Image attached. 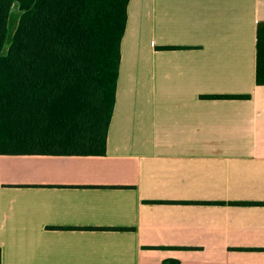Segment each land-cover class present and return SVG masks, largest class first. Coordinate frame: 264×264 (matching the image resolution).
<instances>
[{
	"label": "crops",
	"instance_id": "crops-1",
	"mask_svg": "<svg viewBox=\"0 0 264 264\" xmlns=\"http://www.w3.org/2000/svg\"><path fill=\"white\" fill-rule=\"evenodd\" d=\"M0 248L264 264V0H129L105 153H0Z\"/></svg>",
	"mask_w": 264,
	"mask_h": 264
},
{
	"label": "trees",
	"instance_id": "trees-1",
	"mask_svg": "<svg viewBox=\"0 0 264 264\" xmlns=\"http://www.w3.org/2000/svg\"><path fill=\"white\" fill-rule=\"evenodd\" d=\"M128 1L0 0V153H105Z\"/></svg>",
	"mask_w": 264,
	"mask_h": 264
},
{
	"label": "rangeland",
	"instance_id": "rangeland-1",
	"mask_svg": "<svg viewBox=\"0 0 264 264\" xmlns=\"http://www.w3.org/2000/svg\"><path fill=\"white\" fill-rule=\"evenodd\" d=\"M15 14H16V11L14 9V13L11 15V19H10V22H9V33H8L7 44H6V47H5L6 49L8 48V43H9L10 39L12 40V38H13L14 25L16 23V21H15Z\"/></svg>",
	"mask_w": 264,
	"mask_h": 264
}]
</instances>
